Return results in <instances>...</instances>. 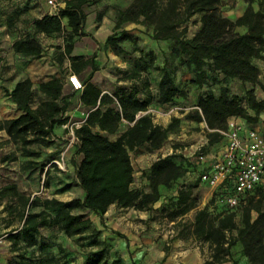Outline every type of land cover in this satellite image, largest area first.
Listing matches in <instances>:
<instances>
[{
  "label": "trees",
  "instance_id": "obj_1",
  "mask_svg": "<svg viewBox=\"0 0 264 264\" xmlns=\"http://www.w3.org/2000/svg\"><path fill=\"white\" fill-rule=\"evenodd\" d=\"M92 1L65 0L59 14L46 13L34 22L36 30L45 34L67 31L60 60L69 55L73 72L80 74L91 67L81 94V101L89 112L81 125L75 128L78 140L76 153L82 155L76 163V177L77 184L84 190L83 198H46L42 200L41 210L30 211L31 198L19 194L15 185L5 186L1 190L3 196H17L22 205L19 212L22 224L9 234L12 250L22 251V257L27 259L20 264H64L56 254L44 253L47 243L40 239L44 227H57L69 236L80 235V239H84L85 232L91 230L89 238L93 242L90 250L85 252L83 264H124L118 253L113 262L108 260L109 241L102 238L101 230L94 226L89 213H96L104 223V215L113 204L124 208L152 209L162 197V186L172 188L189 172H196V164L189 156L174 151L159 156L144 172L149 181V190L133 186L135 170L131 152L143 146L151 150L162 148L180 118H174L167 126L155 122L153 114L149 112L152 97L142 98L136 84L130 90L119 87L110 93L104 92L102 87L90 80L99 69L95 58L72 53L76 37L87 35L84 31L87 20L85 6ZM254 2H249L244 12L235 19L224 12L226 0H134L118 12L117 29L124 22L132 21L151 28L156 40L174 41L173 54L192 68L195 76L191 81L198 86L210 82V71L223 75L225 79H239L252 84L245 98L232 94L228 86L220 94L213 89L199 94L197 110L188 117L207 125L208 142L202 147L204 152L211 151L213 146L224 140L221 130L227 128L230 117L238 116L248 124L256 125L260 122L261 113H264V97L259 98L256 92V85L261 79V67L256 59L264 56V0H257V6H254ZM196 15L200 16V27L194 35L188 36L186 23ZM15 20L16 14L10 15L8 24L13 26ZM241 27H245L246 31L242 32ZM128 39V31L122 30L110 35L105 46L116 49ZM13 47L17 53L35 58L45 52L44 45L35 34L17 38ZM137 50L142 58L145 51L135 46ZM149 55L150 62L141 69L147 71L154 67L162 71L157 83L160 102L172 103L176 98L186 97L187 90L176 84L168 67L155 64L154 51ZM1 61L0 56V66ZM127 77L141 79L142 75L132 71L127 72ZM213 81L220 80L215 78ZM150 84L149 78H145L144 85ZM64 89L65 81L61 77L41 82L39 90L46 98L34 107L33 90L29 86L24 112L0 120V130H5L11 140L21 142L26 155L40 154L29 145L35 142L51 143L52 140L47 137L55 127L70 121L66 112L70 106L67 99L72 94H66ZM123 125L125 128L121 135L112 140L109 135L119 132ZM38 166L39 162L35 161L27 165L30 169ZM193 186L182 184L178 187L176 196L171 198L168 205V217L176 221L196 209L194 220L184 224V227H189L196 238L209 242L213 254L207 264L229 260L232 247L237 242H241L249 264H264V185L243 198L237 208L221 204L217 200L219 191L214 192L205 206L199 207V201L193 195ZM253 211L257 212L256 216ZM113 231L124 236L118 230ZM33 247H38L40 252L37 254L34 251V256H26ZM59 250L62 252L64 248L59 245ZM165 251L168 254L169 247Z\"/></svg>",
  "mask_w": 264,
  "mask_h": 264
},
{
  "label": "rangeland",
  "instance_id": "obj_2",
  "mask_svg": "<svg viewBox=\"0 0 264 264\" xmlns=\"http://www.w3.org/2000/svg\"><path fill=\"white\" fill-rule=\"evenodd\" d=\"M134 0H93L85 6L87 12V20L84 24V31L87 28L90 30L98 27L104 18L111 20L117 18L118 12L126 8ZM257 0H247V4ZM234 9L237 12V0H226L224 12ZM52 9L46 0H0V56L2 57L0 66V114L3 119L17 116L23 107L17 99L18 87L21 79L19 78L26 67H28L32 59L35 57L18 54L13 49V42L26 34L37 35L45 47V52L41 57H38L41 62V70L35 81L31 82L30 86L33 90L32 105L35 106L46 98V95L39 90L41 82L54 77H61L67 85V94H72L73 97L78 95V92L73 90L69 83L65 80L70 72L69 61L64 57L60 60L59 51L52 49L55 46L52 42L53 37L43 32H38L34 25L37 18L46 13H51ZM16 14L15 24L10 26L8 18L10 15ZM235 14V12H234ZM200 16H194L186 25L188 26V36L194 33L200 27ZM143 25V24H141ZM144 26L146 34L145 39L149 40L134 42V40H126L121 43L119 48L113 49L105 46L94 37L83 38V35L77 36L76 41L86 39L93 45H97L94 54L99 67L96 75L102 80L101 85L105 86L106 81L110 87L115 90L119 87H124L128 90L131 87L137 86L140 89L139 95L143 98L146 95L152 97L151 112L157 123L164 126L173 122L174 118H180V122L175 124L170 133L169 140L165 143L163 151L151 150L147 146H143L131 152L135 180L134 187H144L149 190L148 179L145 176V171L148 170L151 164L163 154H170L176 151L179 154L189 156L199 146L206 145L208 142L207 125L204 122L188 117V114L197 110L198 96L203 91L213 89L217 94H220L226 86L230 88L232 94H238L245 98L248 89L252 88V84L243 82L239 79H225L223 75L214 71L209 72L210 82L200 87L191 80L195 76L191 67L182 61V58L176 57L173 54L172 48L174 41L156 40L152 36V29ZM67 32L56 35L55 40L59 37H66ZM91 35V34H88ZM155 44V50L151 49ZM100 45V46H98ZM144 46L145 54L141 58V52L135 51V46ZM154 51L155 64L158 66H167L170 75L174 78L177 85L187 90V96L176 98L172 103H161L158 95L157 83L162 75V71L154 67H150L147 71L142 70L144 64L150 62L151 56L149 52ZM55 60V61H54ZM115 62L119 64H115ZM120 62L127 63L126 66L133 65L142 75L141 79H130L127 77V72H132L129 69H123ZM256 62L261 67V79L256 85L258 97H261V92H264V56L256 59ZM91 72V67L83 71L81 79L85 80ZM105 72L112 74V79ZM149 78L150 82L155 85L152 90H145V78ZM108 78V79H107ZM215 78H219V82H214ZM152 80V81H151ZM136 82V83H135ZM79 91V90H78ZM114 92V91H113ZM176 108L174 112L169 113V109ZM81 109H76L74 116L68 123L65 130L64 127L60 130V136L55 131L50 134L47 139L52 140L51 143L35 142L30 144V148L39 151L40 154L26 155L21 142L11 140L5 130L0 132V264H20L21 261H27L22 257V251L12 250V241L9 238V233L14 228L21 226L22 221L19 215L22 209L21 202L17 196L10 194L7 196L1 195V190L5 186L15 185L19 194H24L31 198L30 211H39L42 209V200L51 197H57L61 200H70L72 198H83L84 190L77 184L76 163L81 159V155L76 153V143L78 142L76 134L72 133V128L80 126L84 121L83 115L80 114ZM78 112V113H76ZM260 121H264V113L259 117ZM125 125L122 126L119 132L122 133ZM117 132V133H119ZM110 134L109 137L114 139L115 135ZM223 142L216 144L211 150H221ZM30 161L39 162V166L34 169L27 167ZM194 180L197 174L193 172ZM182 181H178L172 188L165 186L161 187L162 197L154 204L152 209H138L148 211L149 225L153 228H158L164 232V237L161 234L154 236L160 240L158 245L153 248V260L151 262L143 259L140 264H187L188 250L200 249L207 257L211 248L207 244L201 243L196 239L189 227H184L191 220L190 216L178 218L176 221L168 217V205L172 197L177 194L178 186ZM212 188L208 185L194 184L193 195L198 199L199 203L208 195ZM76 210H86L77 208ZM127 213L129 210H125ZM89 215L97 222L94 226L101 230L102 238L108 239L110 253L107 258L113 262L118 253L124 264H136L132 261V252L124 254L127 251L126 241L127 234L120 236L115 233L111 223H104L96 216V213L91 212ZM256 216L257 212L253 211ZM124 223H128L131 216L125 215ZM241 215L238 217L240 221ZM120 231V230H118ZM121 232V231H120ZM91 230L86 231L84 239H80V235L69 236L64 230L57 227H44L40 239L47 243L44 248L45 254H56L64 264H83L85 261V252L90 250L93 240L89 238ZM115 238V241L114 239ZM163 239V240H161ZM118 240V241H117ZM59 245L64 248V251L59 250ZM169 247V252L165 261L161 260L159 254L165 253V249ZM241 242H237L232 247L230 259L233 264H249V259L244 255ZM34 251L37 254L40 252L38 247L29 249L26 256H34ZM124 254V255H123ZM27 258V257H26ZM211 259L206 260L209 261Z\"/></svg>",
  "mask_w": 264,
  "mask_h": 264
},
{
  "label": "crops",
  "instance_id": "obj_3",
  "mask_svg": "<svg viewBox=\"0 0 264 264\" xmlns=\"http://www.w3.org/2000/svg\"><path fill=\"white\" fill-rule=\"evenodd\" d=\"M247 5H248L247 0H237V12L234 9H231L230 11L225 12V14L228 15L229 17L235 19L244 12ZM254 6H257V1L254 2ZM234 12H235V14H234ZM116 23H117V18H115L113 20H111L109 18H104V20L101 22V24L98 27H94V29H92V30H90V28H87V30H85V32H87V35H83V38L94 37L99 42L105 44L107 38L110 35H112L113 33H116V32H121L122 30H126L129 33L130 40H134V42H138V41L148 42L149 41V40L145 39V37H146V34L144 32L145 28L143 25H141V23L126 21L122 24V27L120 29L116 28ZM240 30L242 32H244V31H246V28L241 27ZM64 32H67V31H62L59 33H54V34H47V35H51L53 37L51 43H53L55 46H53L52 49H55V50L57 49L59 51L60 56L63 54L64 49H65V44H66L65 37H63V36L59 37L57 39V41L55 40V38H56V35H58L60 33H64ZM88 34H91V35H88ZM150 43L153 45V47L151 49L155 50L154 49L155 44L153 42H150ZM13 45H14V42H13ZM98 46H100V45H98ZM139 47L143 50L145 49V47L142 45H140ZM96 48H97V45H93L91 42L87 41L86 39L78 40L75 42V48H74V51L72 54L84 55L86 57H90L91 55L94 54V51ZM13 49H14V47H13ZM18 54H20V53H18ZM65 57L69 61V63L67 65H69V69H70L69 73H71V72H73L71 59H70L69 55H66ZM115 64H119V63L115 62ZM126 64L127 63H124V62L121 63L120 62V65L123 69H129L131 71H139L133 65H129L127 67ZM41 68H42L41 62H40L39 58H33L31 64L28 67H26L22 73H20L21 76L19 78L21 79V83H20V86L18 87L17 99H18V101L22 107H24L26 104L27 89L29 88L31 82L36 80L37 75L39 74V71L41 70ZM97 72L98 71H95L93 77L90 80L92 82L98 84L100 87H102L104 92L113 93V91H115L116 87L114 86V89L111 88L107 81H106V85L102 86L101 85L102 80L99 78L98 75H96ZM69 73H68V75H69ZM82 73H80L78 75L82 76ZM105 73L107 74V72H105ZM107 75H109L110 76L109 78L112 79L111 78L112 74L108 73ZM67 79H68V76L65 78V80L68 82ZM154 86L155 85L152 82L149 86H145L144 88L148 92V90H152L154 88ZM66 90H67V85L65 84V89H64L65 93L67 92ZM82 91L83 90L77 91L78 95L76 97L71 96L67 99L70 102V106L66 112V116H69L70 120L74 116V112L76 109H81L80 114L83 115L84 119L88 115L89 108L87 106H85L83 104V102L81 101ZM263 97H264V92H261V97H259V98H263ZM143 98H146V95ZM38 104L39 103H37V105ZM37 105H35L34 107H36ZM22 112H24L23 109H22V111H20V113L18 115H20ZM76 113H78V112H76ZM1 119H3L2 114H0V120ZM154 120L156 122L155 118H154ZM68 123H66L64 125L56 126L55 130H54L55 133L58 136H60L61 135L60 130L62 129V127H64L66 130L68 127ZM1 131H3V130H0V132ZM120 135H121V132L117 133L115 135L114 139H112V140H116ZM163 150H164V147H162L156 151H163ZM163 155H165V154H163ZM81 158H82V155H81ZM195 173L197 174L196 180H194V176H192L193 172H189V174L184 179L181 180L182 182L180 183V185L178 187H181L182 184H186V187L191 185V184H199L201 186H203V185L206 186L205 183H202L200 181V179L198 177V173L197 172H195ZM176 192H178V190ZM208 195H210V196L205 198L203 201H201L199 203V207H203L209 202V200L211 199V197L213 195V190H211ZM125 210H129L128 213ZM195 212H196V209H193L188 214L185 215V216L191 217V220L189 223H191L194 220ZM127 214L129 216H131L132 219H130L128 221V223L127 222L124 223V219H126L125 215H127ZM96 216L101 221L102 218L97 214H96ZM89 217H91V216L89 215ZM147 217H148V211L138 210L134 207L124 208V207L118 206L117 204L111 205L110 208L108 209V211L104 215V220L106 221V223H111L115 230H120L121 232L127 234V239H129V241L128 242L126 241V245H129V247H127V251H124L123 253L129 254L130 252H132V254H131V256L133 258L132 261H133V263L135 262L136 264H140V262H142L143 259H145L148 262H151L153 260V258H152L153 257L152 256L153 251L152 250H153L155 245H158V243H160V240L155 239L154 236H159L161 234V236L163 238L165 235L163 232V229L162 230H158V228L155 229V228H153L152 224L150 226L149 225L150 221L148 220ZM91 219L94 222L98 221L92 217H91ZM14 229H16V228H14ZM14 229L11 230L10 233H13ZM113 239L115 241V238H113ZM196 239H198V238H196ZM161 240H163V239H161ZM199 241L203 244H207L210 246L209 242H207V241H204L202 239H200ZM210 248H211V246H210ZM212 254H213L212 248H211V251L209 253L210 257L209 256L207 257V255L205 253H203L200 249H194L193 251L188 250V252L186 254L188 257L186 263L187 264H206L207 259H212ZM159 256H160L161 260L165 261L167 258V253L165 254L162 252L159 254ZM216 264H233V262L231 260H226L224 262H219Z\"/></svg>",
  "mask_w": 264,
  "mask_h": 264
},
{
  "label": "built area",
  "instance_id": "obj_4",
  "mask_svg": "<svg viewBox=\"0 0 264 264\" xmlns=\"http://www.w3.org/2000/svg\"><path fill=\"white\" fill-rule=\"evenodd\" d=\"M46 1L51 13L59 14L65 6V0ZM67 80L74 90L85 87L75 72L69 73ZM175 109L172 107L168 111L172 113ZM221 132L224 135L221 150L204 152V144L193 150L190 159L196 164L200 181L210 186L213 194L220 192L217 200L237 208L243 198L264 185V121L250 125L243 118L232 116L227 128ZM72 133H75L73 128Z\"/></svg>",
  "mask_w": 264,
  "mask_h": 264
}]
</instances>
